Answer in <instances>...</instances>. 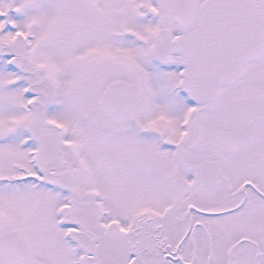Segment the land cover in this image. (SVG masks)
<instances>
[{"label": "snow or ice", "instance_id": "obj_1", "mask_svg": "<svg viewBox=\"0 0 264 264\" xmlns=\"http://www.w3.org/2000/svg\"><path fill=\"white\" fill-rule=\"evenodd\" d=\"M0 264H264V0H0Z\"/></svg>", "mask_w": 264, "mask_h": 264}]
</instances>
